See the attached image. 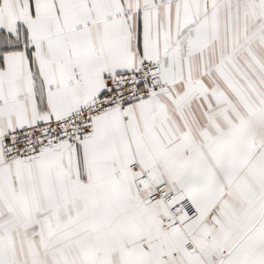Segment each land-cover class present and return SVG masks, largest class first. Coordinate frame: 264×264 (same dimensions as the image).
Returning a JSON list of instances; mask_svg holds the SVG:
<instances>
[{"label": "crops", "instance_id": "1", "mask_svg": "<svg viewBox=\"0 0 264 264\" xmlns=\"http://www.w3.org/2000/svg\"><path fill=\"white\" fill-rule=\"evenodd\" d=\"M142 60L157 97L2 160V134ZM145 172L191 213L150 202ZM0 264H264V0H0Z\"/></svg>", "mask_w": 264, "mask_h": 264}, {"label": "built area", "instance_id": "2", "mask_svg": "<svg viewBox=\"0 0 264 264\" xmlns=\"http://www.w3.org/2000/svg\"><path fill=\"white\" fill-rule=\"evenodd\" d=\"M158 68L157 61L142 60L135 69L105 73L101 94L67 117L38 122L2 134V160L4 162L14 159L30 160L37 157L43 148L62 140L78 143L93 132L94 122L99 114L111 109L124 111L132 102L157 97L166 87V83L158 74ZM152 181V174L145 172L136 179L135 184L138 189L147 184L151 185L152 191L148 200L166 205L176 224L179 223L176 220L180 213H191L192 207L189 202L174 203L167 187L164 184L153 185ZM187 246L194 247L191 242Z\"/></svg>", "mask_w": 264, "mask_h": 264}, {"label": "rangeland", "instance_id": "3", "mask_svg": "<svg viewBox=\"0 0 264 264\" xmlns=\"http://www.w3.org/2000/svg\"><path fill=\"white\" fill-rule=\"evenodd\" d=\"M184 201H187V200H184ZM183 202V201H182ZM187 202H189V201H187ZM161 203V202H160ZM190 203V202H189ZM163 204V203H162ZM190 205H191V203H190ZM191 207H192V205H191ZM172 215V214H171Z\"/></svg>", "mask_w": 264, "mask_h": 264}]
</instances>
